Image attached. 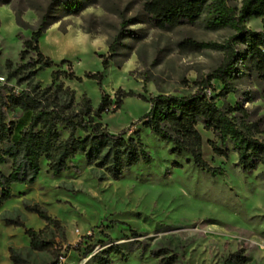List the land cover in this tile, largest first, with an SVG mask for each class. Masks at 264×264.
Listing matches in <instances>:
<instances>
[{
  "label": "rangeland",
  "instance_id": "1",
  "mask_svg": "<svg viewBox=\"0 0 264 264\" xmlns=\"http://www.w3.org/2000/svg\"><path fill=\"white\" fill-rule=\"evenodd\" d=\"M49 4L50 0H10L0 6V85L5 83L4 63H19L21 40L30 36L29 30L15 25L13 10L34 28ZM76 4L81 9L74 13L60 7L50 10L47 20L54 23L40 36L38 49L52 65L38 72L32 83L41 88L49 85L53 71L72 72L76 77L100 74L99 83L60 82L63 89L73 92L74 104L84 97L95 109L103 96L108 97L112 104L100 122L110 134L126 129L148 111L140 96H190L196 90L193 82L204 79L218 65V52L182 55L176 48L178 42L191 38L220 43L231 34L226 29L207 30L202 24L168 31L152 29L143 23L141 4L136 0H76ZM130 20L136 23L129 25ZM246 27L260 31V20L250 19ZM119 34L110 60L108 47ZM30 57L33 55L24 62ZM103 60H107L105 68ZM61 61L68 62L69 68L60 65ZM212 84L214 91L209 94L215 100L219 85ZM7 86L18 91L24 88L15 87L14 81ZM235 88L236 93L228 95L226 102L230 106L240 103L250 113V120H260L264 129V100L258 83L244 77L236 80ZM127 92L133 96L122 97ZM118 98L120 107L112 112ZM25 121L22 117L20 129ZM136 131L150 156L148 166L139 164L111 179L78 155L56 177L42 161L33 185H12L11 199L0 205V264H13L10 256L18 264H92V254L108 246H101L106 242L104 236L125 256V261L111 256V264H162L150 256L162 248L177 257L176 264H222L240 249L244 264H264V181L258 178L264 175V167L247 174L236 165L234 153L226 160L214 157L206 145L213 140L211 133L197 126L203 160L223 170L222 176L211 177L195 168L186 154H170V144L139 125L130 127L126 136ZM0 171L6 174L8 169L5 166ZM25 205L40 207L59 227H45L36 215L24 210ZM4 220H18L23 226ZM27 229L39 233L51 246L44 251L30 249L24 233ZM130 231L137 237L132 238ZM87 247L91 249L86 251Z\"/></svg>",
  "mask_w": 264,
  "mask_h": 264
},
{
  "label": "trees",
  "instance_id": "2",
  "mask_svg": "<svg viewBox=\"0 0 264 264\" xmlns=\"http://www.w3.org/2000/svg\"><path fill=\"white\" fill-rule=\"evenodd\" d=\"M10 0H0V6ZM141 4L143 23L158 31H168L183 26L202 24L210 31L229 30L230 36L220 43L198 42L191 38L176 44L182 55L197 54L212 50L220 54L218 65L204 79L195 80V93L190 96L176 97L160 94L148 99L140 96L149 106L148 111L126 129L117 134H110L100 122L101 115L111 107L107 96H103L95 109L91 108L86 98L74 104L73 92L62 88L60 79L81 83L83 80L99 83L102 76L98 73H85L76 77L72 72L53 71L50 83L40 87L32 80L38 72L49 68L52 63L38 49V40L42 33L54 23L47 16L51 9H60L74 13L80 10L76 0H50L46 12L40 16L36 27L24 22L20 14L13 10L15 25L22 30H29L30 36L21 40L19 63L15 66L10 61L4 63L5 83L0 85V168L7 167L8 172L0 171V205L11 199V186H31L40 172L41 162L46 163L48 172L56 177L68 170L71 161L82 155L86 165L102 172L111 179H117L124 171L139 164L148 166L150 156L144 150L138 132L127 137L128 129L139 125L160 141L170 144V154H186L195 168L211 177L222 176L223 170L209 166L202 158V139L197 126L211 133L213 140L206 141L214 157L226 160L229 153L237 158L236 165L243 173H251L258 166L264 167V129L260 120L251 121L250 113L240 103L230 106L226 102L228 95L236 93L235 82L249 77L258 83L261 98L264 100V0H136ZM67 15V14H66ZM250 19H259L260 31L246 27ZM135 20H130L133 25ZM124 25H122V28ZM122 34L110 44V60L116 52V46ZM29 54L33 57L24 59ZM69 64L61 61L60 65ZM107 66V60L102 61ZM14 81L15 90L7 86ZM215 85L219 90L214 98ZM127 92L122 97H132ZM220 102L221 105L217 106ZM120 107V98L113 103V111ZM25 118L24 128L20 129L21 118ZM12 115L9 119L8 116ZM63 133L65 137H63ZM230 146V149H228ZM173 166L177 164L173 163ZM264 181V175H259ZM44 222L45 227H59V222L50 218L40 207L24 206ZM16 227L23 225L18 221L4 220ZM29 238L32 250L44 251L51 246L42 241L39 233L31 229L24 231ZM136 238V233L130 231ZM106 248L95 252L90 257L92 264H111V256L125 261L120 248L104 236ZM80 244L74 247L78 250ZM72 249V250H73ZM91 248L87 247L86 251ZM11 250H9V253ZM242 250L229 254L222 264H244ZM150 256L159 259L162 264H176L177 257L168 249L162 248L150 252ZM13 264H18L10 256Z\"/></svg>",
  "mask_w": 264,
  "mask_h": 264
}]
</instances>
